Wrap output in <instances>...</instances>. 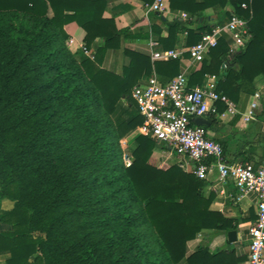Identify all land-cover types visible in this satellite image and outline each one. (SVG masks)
Here are the masks:
<instances>
[{"label": "trees", "instance_id": "16d2710c", "mask_svg": "<svg viewBox=\"0 0 264 264\" xmlns=\"http://www.w3.org/2000/svg\"><path fill=\"white\" fill-rule=\"evenodd\" d=\"M102 4L0 0V221L9 225L0 231V254H10L7 264H240L245 258L235 247L212 252L205 243L187 256L201 230L238 228L211 208L215 194L205 193V180L177 163L153 165L161 144L141 133L126 165L120 141L144 122L131 98L141 72L137 54L119 76L71 52L63 30L76 20L88 47L112 27ZM170 7L196 18L189 45L233 14L248 21L244 48L226 59L231 38L222 35L189 87L225 65L219 92L234 100L255 94L254 79L264 76V0H170ZM178 65L171 59L155 66L178 74ZM5 199L14 202L9 210H2Z\"/></svg>", "mask_w": 264, "mask_h": 264}, {"label": "crops", "instance_id": "0c3cea01", "mask_svg": "<svg viewBox=\"0 0 264 264\" xmlns=\"http://www.w3.org/2000/svg\"><path fill=\"white\" fill-rule=\"evenodd\" d=\"M97 1L103 2L101 7L103 17L112 21V27L108 28L106 32L104 31L105 35L95 37L87 47L86 30L76 20L69 21L64 25L63 30L68 35L66 45L71 52L78 53L81 57L86 56L91 60L98 59L99 67L119 76H124L126 69L134 60V54H137L136 57L139 59L137 68L141 72L135 75L137 78L136 85L154 75L162 82H168L177 75L174 73L175 71L169 73L170 70L168 71V69L161 72L156 69V62L169 60L154 59L152 55L154 50L181 52V57L176 58L179 61L178 72L186 65H190L193 72L201 68L202 65L199 67L193 64L189 58L188 49L194 44H188L187 29L188 27H196L197 23L196 18L192 17L188 11L180 9H171V11L165 12L148 11L145 0ZM72 12L67 11L70 14H73ZM183 14L187 16L185 20L182 19ZM205 14L209 17L210 23H215L218 19L217 12L212 8L207 9ZM52 15L53 11L49 9V16ZM152 41L156 44L153 49L150 45ZM231 41L230 48L233 42ZM234 54L229 49V55L226 59L232 58ZM139 56L144 57V59L140 60ZM148 63H150L151 68L147 70ZM222 68L223 66L220 72L216 74L221 76ZM193 84L199 83L194 82ZM254 84L256 87L255 94L248 95L240 92L236 95V100L233 99L241 112L247 111L252 102L258 103L253 120L246 122L240 114L233 117L210 116L211 118H207L210 124L204 125L208 136L223 144L226 160L230 163L248 160L258 165L264 157V76L258 75L254 79ZM121 105L128 107L127 98L121 99ZM219 105L222 112L224 105ZM136 134H138L137 129L125 136L124 140L129 139L127 142L131 144ZM160 144L162 147L155 148L150 162L160 168H167L177 163V154H171L165 145ZM166 163L169 166L165 167ZM217 178L218 172L215 169L205 180V193L213 192L215 194L211 205L212 209L219 210L236 219L239 228H237L239 240L233 243L229 240L228 232L203 229L198 233L195 240L188 242L187 256L199 249L202 244L207 243L212 252L235 247L237 255L245 258L240 264H247L250 243L249 228L257 218V196L250 193L239 201L234 181L229 179L223 184L219 183ZM13 205V201L5 199L2 202V210H9ZM8 228V224L0 221V231ZM9 257L10 254L8 253L0 254V264H7ZM180 264H186V261H182Z\"/></svg>", "mask_w": 264, "mask_h": 264}, {"label": "built area", "instance_id": "2783aa9c", "mask_svg": "<svg viewBox=\"0 0 264 264\" xmlns=\"http://www.w3.org/2000/svg\"><path fill=\"white\" fill-rule=\"evenodd\" d=\"M145 6L148 11H171L170 0H154ZM243 6L246 7V4ZM182 16L184 20L187 18L185 14ZM224 34L233 41L230 52H239L250 35L248 21L233 14L223 25L204 33L188 49L192 63L200 67L210 49L218 44ZM150 45L152 49L156 46L153 41ZM152 55L157 60H171L180 58L182 54L174 50H154ZM192 73L190 65H186L168 82H162L154 75L134 86L131 98L144 117L143 124L137 127V133L153 137L165 145L171 154L176 153L179 167L199 179L207 180L215 169L219 183L225 184L232 179L239 201L250 193L256 194L257 218L249 228L247 264H264V157L258 165L248 160L228 162L223 144L210 138L204 125L195 122L198 117H233L238 114L250 122L255 118L258 103L252 102L247 111L241 112L231 97L218 91L220 75L207 73L201 84L189 87ZM219 104L224 105L222 112ZM124 158L126 165H131L132 158L129 155Z\"/></svg>", "mask_w": 264, "mask_h": 264}, {"label": "water", "instance_id": "95a60500", "mask_svg": "<svg viewBox=\"0 0 264 264\" xmlns=\"http://www.w3.org/2000/svg\"><path fill=\"white\" fill-rule=\"evenodd\" d=\"M196 124L198 125H207L210 124L209 120L207 118L198 117L195 120ZM229 240L231 242H237L239 240V232L237 229H233L228 231Z\"/></svg>", "mask_w": 264, "mask_h": 264}, {"label": "rangeland", "instance_id": "374dc122", "mask_svg": "<svg viewBox=\"0 0 264 264\" xmlns=\"http://www.w3.org/2000/svg\"><path fill=\"white\" fill-rule=\"evenodd\" d=\"M239 51V50H238ZM238 53V52H235V54ZM234 54V56H235ZM129 139H126L124 140V138L121 139V145H122V148L124 149V152H125V155H129V153L131 152V150L133 149V141H131V144H128V141ZM160 147H162V145H159ZM130 156V155H129ZM125 157V156H124ZM169 166L168 163L165 164V167ZM37 234H40V233H37ZM198 235V234H197ZM197 237V236H196ZM196 239V238H195ZM195 239H192V240H195ZM190 240V241H192ZM189 241V242H190Z\"/></svg>", "mask_w": 264, "mask_h": 264}]
</instances>
